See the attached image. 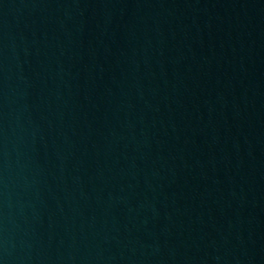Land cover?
I'll list each match as a JSON object with an SVG mask.
<instances>
[{
  "label": "water",
  "instance_id": "water-1",
  "mask_svg": "<svg viewBox=\"0 0 264 264\" xmlns=\"http://www.w3.org/2000/svg\"><path fill=\"white\" fill-rule=\"evenodd\" d=\"M0 264H264V0H0Z\"/></svg>",
  "mask_w": 264,
  "mask_h": 264
}]
</instances>
